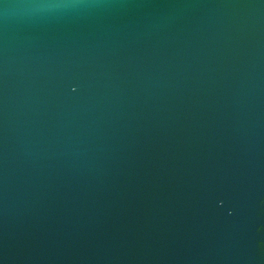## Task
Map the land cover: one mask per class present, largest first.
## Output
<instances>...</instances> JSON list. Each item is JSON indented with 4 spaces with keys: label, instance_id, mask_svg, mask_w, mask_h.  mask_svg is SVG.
<instances>
[{
    "label": "water",
    "instance_id": "95a60500",
    "mask_svg": "<svg viewBox=\"0 0 264 264\" xmlns=\"http://www.w3.org/2000/svg\"><path fill=\"white\" fill-rule=\"evenodd\" d=\"M0 264H264V0H0Z\"/></svg>",
    "mask_w": 264,
    "mask_h": 264
}]
</instances>
